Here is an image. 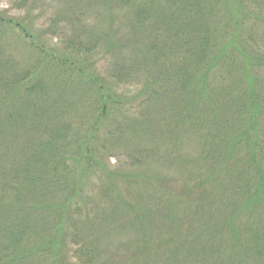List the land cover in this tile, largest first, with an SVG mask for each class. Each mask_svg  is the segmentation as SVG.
Masks as SVG:
<instances>
[{
    "label": "trees",
    "instance_id": "1",
    "mask_svg": "<svg viewBox=\"0 0 264 264\" xmlns=\"http://www.w3.org/2000/svg\"><path fill=\"white\" fill-rule=\"evenodd\" d=\"M58 2L0 12V264H264L263 1Z\"/></svg>",
    "mask_w": 264,
    "mask_h": 264
},
{
    "label": "rangeland",
    "instance_id": "2",
    "mask_svg": "<svg viewBox=\"0 0 264 264\" xmlns=\"http://www.w3.org/2000/svg\"><path fill=\"white\" fill-rule=\"evenodd\" d=\"M262 1L264 4V0ZM59 3L60 2H58V0H0V12H4V14L8 18L16 19L19 17L20 19H26L24 21H27V24L32 25V32L35 35L37 33L41 34L40 36L47 34L42 37L41 40L46 42L48 46L60 49V47L64 46L62 44L68 41L70 34H73V28L69 26H67L66 28L64 26L58 27V25L55 23V21H59L58 16L56 14L58 13V10L61 9ZM100 5L103 4L100 3L99 6L96 8V11L95 9L92 10L94 11V13L90 15L89 21L86 20V23L84 22L81 24L88 29L94 28L96 30H106V37L108 41L104 40V43L101 42V47L99 48L98 53H96L97 58L94 60L97 69L100 70L101 73H103V77L106 78L107 76H109L113 68L112 62L114 61V55L110 56L107 51L108 46L113 47V44L111 43L112 38L110 36L112 34L111 32L115 31V29L113 28L115 26H113L111 22H113V20L116 18H114L108 12V8L105 11L104 8ZM251 9H253L252 6ZM55 29L56 31L54 32L53 30ZM182 150V154H187L190 158L195 156L193 155L194 150L188 149V147H183ZM109 164L115 167L117 165L116 160H112ZM159 172L160 171L155 173ZM172 175L173 173L171 172L165 174V178H163V180H166V178L169 179ZM115 257H113L111 254H108V258L105 261L108 262L107 264H113L112 261L115 259Z\"/></svg>",
    "mask_w": 264,
    "mask_h": 264
}]
</instances>
